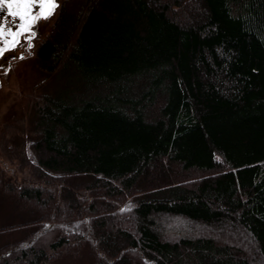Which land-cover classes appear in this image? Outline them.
Here are the masks:
<instances>
[{
  "label": "trees",
  "instance_id": "obj_1",
  "mask_svg": "<svg viewBox=\"0 0 264 264\" xmlns=\"http://www.w3.org/2000/svg\"><path fill=\"white\" fill-rule=\"evenodd\" d=\"M58 2L0 264H264V0Z\"/></svg>",
  "mask_w": 264,
  "mask_h": 264
},
{
  "label": "rangeland",
  "instance_id": "obj_2",
  "mask_svg": "<svg viewBox=\"0 0 264 264\" xmlns=\"http://www.w3.org/2000/svg\"><path fill=\"white\" fill-rule=\"evenodd\" d=\"M56 14L39 24L38 35L31 40L23 39L22 47L0 59V179L6 185L24 186L34 177L32 172L36 165L29 150V143L34 138L30 130V114L35 101L41 94L50 93L53 86V75L39 67L35 51L50 34ZM28 44L32 47L29 48ZM75 194L80 195V192ZM14 221L0 210V226ZM22 236L23 230L20 229L1 233L0 246ZM52 264H88V257L84 254L78 257L62 255Z\"/></svg>",
  "mask_w": 264,
  "mask_h": 264
},
{
  "label": "snow or ice",
  "instance_id": "obj_3",
  "mask_svg": "<svg viewBox=\"0 0 264 264\" xmlns=\"http://www.w3.org/2000/svg\"><path fill=\"white\" fill-rule=\"evenodd\" d=\"M5 5H16L17 7L12 13L0 18V59L5 58L9 52L15 51L17 47H22L24 43L22 40H15L12 43L6 40V22L10 29L7 35L11 36L13 31L21 36L27 33L26 39L31 40L38 35L39 24L53 18L60 8L58 0H0V12L6 11ZM17 17L22 23L17 22ZM21 27L22 32L18 31ZM28 47L31 48L32 45L28 44Z\"/></svg>",
  "mask_w": 264,
  "mask_h": 264
},
{
  "label": "water",
  "instance_id": "obj_4",
  "mask_svg": "<svg viewBox=\"0 0 264 264\" xmlns=\"http://www.w3.org/2000/svg\"><path fill=\"white\" fill-rule=\"evenodd\" d=\"M16 5H5V9L6 11L5 12H0V18H3L5 17L7 14L9 13H12L14 9H16ZM17 22L18 23H22L19 19V17H17ZM10 31L8 25H7V22H6V26H5V33H6V40H8L9 43H12L14 42L15 40H23V39H26L27 37V33H25L24 35H16V32L13 31L12 35L9 36L7 35V33ZM18 31H23V28L21 27Z\"/></svg>",
  "mask_w": 264,
  "mask_h": 264
}]
</instances>
